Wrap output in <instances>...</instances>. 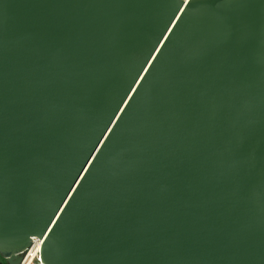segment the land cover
Returning a JSON list of instances; mask_svg holds the SVG:
<instances>
[{
    "label": "water",
    "instance_id": "95a60500",
    "mask_svg": "<svg viewBox=\"0 0 264 264\" xmlns=\"http://www.w3.org/2000/svg\"><path fill=\"white\" fill-rule=\"evenodd\" d=\"M0 228L11 264H264V0H0Z\"/></svg>",
    "mask_w": 264,
    "mask_h": 264
},
{
    "label": "snow or ice",
    "instance_id": "6c2138e0",
    "mask_svg": "<svg viewBox=\"0 0 264 264\" xmlns=\"http://www.w3.org/2000/svg\"><path fill=\"white\" fill-rule=\"evenodd\" d=\"M193 2H194V0H185V7L187 8V5L191 4ZM227 2L230 3V2H233V0H227ZM223 7H224V4L222 3V4L217 5V7L215 9L209 8L208 10L210 12L222 13L223 14V12H222ZM220 28H221V31L224 34V39L221 41L222 43H226V42L230 41L234 37L235 33L233 32V30L231 28V25L228 23V21L226 19H224L222 21ZM157 51H159V50H157ZM152 59L155 60V57H153ZM141 71H143L145 73H148V69L141 68V69H137V74H139V72H141ZM148 74H150V73H148ZM140 81L143 82V83H147V81L144 80L143 76L140 77ZM132 82L133 83H137L135 78H133ZM128 91H132V92L136 93L137 95H139V92L137 91V89L130 88V89H128ZM119 103H125V101L122 99V100L119 101ZM113 111L114 112H121L125 116L128 114L125 109H122V108H119V107H117ZM109 131H111V130L109 129ZM92 151H94V149H88L89 154ZM82 163L83 164H88V165H94L96 163L95 157H93L92 160H89L86 157L85 160ZM79 171H83L84 173H87L89 176L92 175V173L89 170V168H81V169L78 170V172ZM81 180H83V177H81ZM70 183H74V184L79 185L80 181H77V180L73 179ZM68 191H71V192L75 193L76 195H80V193L77 192L76 189H67L66 192H68ZM60 203H65L66 204L67 201L61 200ZM59 211L63 212V209H59ZM41 244H43V241H41ZM25 246H26L25 244H21L19 246V248L10 247L9 241H8V239H7V237H6L5 233H4V230L2 228H0V264H11L13 256L16 253H18L20 251V249H22ZM65 254L66 255H70V252L65 253ZM5 257H8V259H5Z\"/></svg>",
    "mask_w": 264,
    "mask_h": 264
},
{
    "label": "built area",
    "instance_id": "2783aa9c",
    "mask_svg": "<svg viewBox=\"0 0 264 264\" xmlns=\"http://www.w3.org/2000/svg\"><path fill=\"white\" fill-rule=\"evenodd\" d=\"M183 1L185 2V0ZM41 241L44 243V238H32L31 245L21 253L22 258L19 264H37L42 262L41 250L43 244H41Z\"/></svg>",
    "mask_w": 264,
    "mask_h": 264
}]
</instances>
